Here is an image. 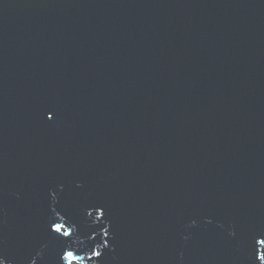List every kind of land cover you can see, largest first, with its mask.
Returning <instances> with one entry per match:
<instances>
[{"label":"water","instance_id":"water-1","mask_svg":"<svg viewBox=\"0 0 264 264\" xmlns=\"http://www.w3.org/2000/svg\"><path fill=\"white\" fill-rule=\"evenodd\" d=\"M263 247L264 0H0V264Z\"/></svg>","mask_w":264,"mask_h":264},{"label":"snow or ice","instance_id":"snow-or-ice-1","mask_svg":"<svg viewBox=\"0 0 264 264\" xmlns=\"http://www.w3.org/2000/svg\"><path fill=\"white\" fill-rule=\"evenodd\" d=\"M56 230H57V231H60V229H59V228H57ZM68 259H69V260H71V259H72V254H71V253H69V254H68ZM262 259H264V258H262Z\"/></svg>","mask_w":264,"mask_h":264},{"label":"trees","instance_id":"trees-1","mask_svg":"<svg viewBox=\"0 0 264 264\" xmlns=\"http://www.w3.org/2000/svg\"><path fill=\"white\" fill-rule=\"evenodd\" d=\"M263 251H264V247H263ZM263 258H264V253H263Z\"/></svg>","mask_w":264,"mask_h":264},{"label":"rangeland","instance_id":"rangeland-1","mask_svg":"<svg viewBox=\"0 0 264 264\" xmlns=\"http://www.w3.org/2000/svg\"><path fill=\"white\" fill-rule=\"evenodd\" d=\"M79 264H81V263H79Z\"/></svg>","mask_w":264,"mask_h":264}]
</instances>
